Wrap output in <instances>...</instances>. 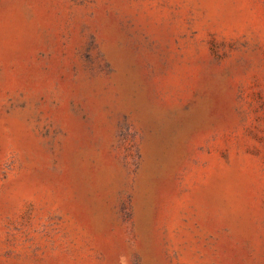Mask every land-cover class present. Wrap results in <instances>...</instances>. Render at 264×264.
Returning a JSON list of instances; mask_svg holds the SVG:
<instances>
[{
	"label": "rangeland",
	"instance_id": "rangeland-1",
	"mask_svg": "<svg viewBox=\"0 0 264 264\" xmlns=\"http://www.w3.org/2000/svg\"><path fill=\"white\" fill-rule=\"evenodd\" d=\"M0 264H264V0H0Z\"/></svg>",
	"mask_w": 264,
	"mask_h": 264
}]
</instances>
